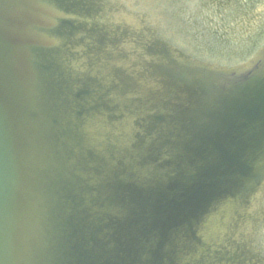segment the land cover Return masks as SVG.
Segmentation results:
<instances>
[{
  "label": "water",
  "instance_id": "95a60500",
  "mask_svg": "<svg viewBox=\"0 0 264 264\" xmlns=\"http://www.w3.org/2000/svg\"><path fill=\"white\" fill-rule=\"evenodd\" d=\"M0 264H264V0H0Z\"/></svg>",
  "mask_w": 264,
  "mask_h": 264
}]
</instances>
